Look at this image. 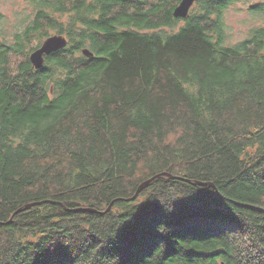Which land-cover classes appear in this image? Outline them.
<instances>
[{"label":"trees","instance_id":"obj_1","mask_svg":"<svg viewBox=\"0 0 264 264\" xmlns=\"http://www.w3.org/2000/svg\"><path fill=\"white\" fill-rule=\"evenodd\" d=\"M24 1L0 12V264H264V0L237 43L246 0Z\"/></svg>","mask_w":264,"mask_h":264},{"label":"rangeland","instance_id":"obj_2","mask_svg":"<svg viewBox=\"0 0 264 264\" xmlns=\"http://www.w3.org/2000/svg\"><path fill=\"white\" fill-rule=\"evenodd\" d=\"M262 1L263 0H246L238 3H234L229 7L225 16L227 23L230 27L229 33H230V40L232 43H237L238 41L242 40L250 28L262 24L261 19L250 14V7L257 5ZM25 7H26V2L24 0H0V12L8 15L12 21L16 19L14 15L15 12L17 10L24 9ZM193 8L194 6L191 8L190 13L193 11ZM182 25L183 24L180 23L178 27ZM53 35L56 34L55 33L51 34V36ZM149 180H151L152 182L153 179L151 178Z\"/></svg>","mask_w":264,"mask_h":264},{"label":"water","instance_id":"obj_3","mask_svg":"<svg viewBox=\"0 0 264 264\" xmlns=\"http://www.w3.org/2000/svg\"><path fill=\"white\" fill-rule=\"evenodd\" d=\"M197 1H199V0H182L180 2V4L175 8V10L173 12V16L175 18H180V19L187 18L189 16L191 8L194 6V4ZM67 45H68V39L66 36L58 35V34L50 36L43 42L41 47H39L38 49H36L34 52L31 53L30 61L33 64V66L35 67V69H41L45 64V56H49L54 52L62 50L64 48H66ZM83 53L89 57H92V53L88 49H85L83 51ZM169 177L172 179L177 178V179L185 180L189 183H192L193 185L212 186L215 188V186L211 183L192 182L190 180L180 178V177H175L172 175H169ZM150 182H151V180L145 182L140 187L138 193L141 190L145 189L149 185ZM33 205L34 204L28 205V206L24 207L23 209L18 210L17 213H20L24 210H27L30 207H32ZM110 209H111V207L108 210H110ZM89 210H91V209H89Z\"/></svg>","mask_w":264,"mask_h":264}]
</instances>
